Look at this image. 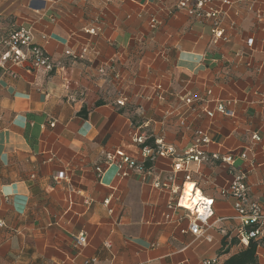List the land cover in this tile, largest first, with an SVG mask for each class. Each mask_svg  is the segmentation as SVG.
<instances>
[{"label":"crops","instance_id":"crops-1","mask_svg":"<svg viewBox=\"0 0 264 264\" xmlns=\"http://www.w3.org/2000/svg\"><path fill=\"white\" fill-rule=\"evenodd\" d=\"M230 1L219 16L227 39L213 43L214 20L177 11L179 0H0V42L31 28L56 65L27 62L14 79L0 66V264L224 263L246 248L234 238L235 198L221 191L243 175L264 207V0ZM218 103L234 117H209ZM138 129L178 157L199 131L206 152L235 156L233 166L190 165L191 183L214 199L210 241L189 233L187 210L169 207L186 173L157 186L171 159L127 177L96 172L108 152L141 160ZM257 256L264 264L263 245Z\"/></svg>","mask_w":264,"mask_h":264},{"label":"built area","instance_id":"built-area-1","mask_svg":"<svg viewBox=\"0 0 264 264\" xmlns=\"http://www.w3.org/2000/svg\"><path fill=\"white\" fill-rule=\"evenodd\" d=\"M230 0H179L176 10L185 12L189 17L197 20L213 19L214 25L212 27L213 43H218L221 40H226V32L221 27L219 16L222 11L220 5H230ZM157 22L153 18L151 20V28L157 27ZM91 34L95 35L96 30H90ZM253 46V41L248 42V47ZM85 52V51H84ZM67 55H72L70 51L66 52ZM29 62L33 69L43 70L47 73L55 71L56 65L46 52V50L34 43L33 32L31 28H19L13 30L7 38L0 42V66L7 72L12 79L16 75L10 70L13 67L21 66ZM264 77V72L261 69L257 70ZM157 89H161L158 87ZM191 103L190 99L186 100ZM209 117H214L216 113L234 117V112L231 111L227 105L218 103L214 110L205 109ZM54 126V123L50 124ZM200 144L206 145L210 143L209 138L201 131L197 132ZM260 141L259 137L255 138ZM149 137L146 133L141 132L140 129L133 135V142L141 147L140 157L141 160H134L129 157L124 151L116 150L115 152H108L104 154L101 163L95 166L96 172L101 175L107 167L114 166L117 169V177H127L131 171L139 169L145 170L146 164H153L159 158H168L172 160V175L169 177L168 183L159 185L164 189L171 188L169 183L173 182L176 174L185 172L186 177L180 188L174 189L175 193H179L177 200L170 203L169 207L172 208L175 204L176 207H182L188 211L191 223L189 233L196 238H204L210 241L206 236V232L212 225L209 223L210 219L214 216V199L206 197L197 188L195 183H191V170L190 165L208 164L220 161L222 164L233 166L236 162L235 156L232 154L221 156L219 153L206 152L203 147L197 144L184 156L178 157L176 150L173 146L166 144L163 140H155L152 145L148 143ZM244 158L245 156L242 155ZM66 174L56 176V180L65 179ZM193 184L194 191L191 199L186 202L185 190L187 184ZM198 193H200L199 196ZM224 197L233 196L235 198L234 209L236 212L235 219L240 223L239 228L236 230L234 238L244 247H248L251 241H258L264 243V207L253 200L250 196V187L245 182L243 175L236 176L229 186L221 191ZM197 197V201L194 199ZM106 204L109 200L105 201ZM2 226V224H0ZM183 233H187L183 231ZM222 231V234H225ZM77 247H83L87 244V236L80 233L75 238ZM110 247V244H106ZM260 245L259 247H261ZM95 259L87 260L85 264H94ZM186 264V263H180ZM203 264H224L220 257H213L206 259Z\"/></svg>","mask_w":264,"mask_h":264},{"label":"trees","instance_id":"trees-1","mask_svg":"<svg viewBox=\"0 0 264 264\" xmlns=\"http://www.w3.org/2000/svg\"><path fill=\"white\" fill-rule=\"evenodd\" d=\"M150 145H152V142H148ZM147 165H150L147 164ZM263 245L264 243H260L258 241H251L243 251L240 253L232 256L229 258L224 264H258V249L259 246Z\"/></svg>","mask_w":264,"mask_h":264},{"label":"bare ground","instance_id":"bare-ground-1","mask_svg":"<svg viewBox=\"0 0 264 264\" xmlns=\"http://www.w3.org/2000/svg\"><path fill=\"white\" fill-rule=\"evenodd\" d=\"M193 191H194V186H193V184H187L186 185V190H185V194H186V197H185V201L186 202H188V200H190L191 198V196L193 195ZM200 195V193H198V195L197 196H199ZM197 201V197L194 199V202H196ZM189 203V202H188Z\"/></svg>","mask_w":264,"mask_h":264}]
</instances>
